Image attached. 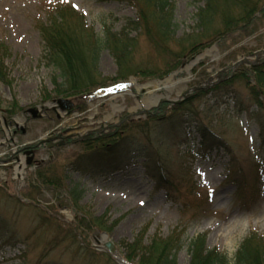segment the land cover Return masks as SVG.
<instances>
[{"label":"rangeland","instance_id":"1","mask_svg":"<svg viewBox=\"0 0 264 264\" xmlns=\"http://www.w3.org/2000/svg\"><path fill=\"white\" fill-rule=\"evenodd\" d=\"M62 1L0 0V59L6 77L0 81V264H139L143 250L154 239L173 240L179 246L176 264H189L190 242L201 235L206 236L208 250H216L228 264H234L245 238L254 232L264 237V188L262 197L248 203L237 200L238 186L231 183L239 178L237 169L251 182L253 165L264 163L260 136L264 110L247 100L243 85H235L232 97L218 103L206 96L195 104L209 116L206 123L224 142L229 154L219 149L202 155L199 137L189 129L184 137L170 144L154 146L145 158L132 160L126 169H92L82 174L67 166L65 159L77 153L73 142L90 133L105 134L109 126H117L124 117L144 120L162 103L168 104L170 110L197 87L220 82L227 75L224 70L231 69L237 61L251 63L245 67L264 64V15L257 14L251 27L236 29L217 44L212 40L229 28L226 24L241 19L242 8L233 3L218 5L201 31L196 16L205 3L175 0L173 36L158 48L153 34L150 37L131 24L137 17L128 3L68 0L83 14L86 26L93 28L98 38H104L109 30L121 35L122 44H130L126 67L131 73L127 79H120L116 61L108 50H103L97 60L95 83L102 87L121 84L93 99H77L73 102L75 107L83 103L84 112L68 113L53 100L60 98L57 91L61 94L69 86L62 69L45 56L35 29L37 21L47 23L43 6ZM194 43L202 49L191 55ZM200 55L203 57L186 72L192 58ZM180 62L183 63L165 76L168 67ZM147 71L157 76L141 73ZM166 80H170V89L155 91L148 101L160 99L146 107L142 103L148 95L146 86ZM113 105L121 111L113 113ZM29 109H38L41 117L32 119L26 113ZM58 134L73 144L59 147L61 140L50 141ZM41 141L45 143L35 153L23 154L25 147ZM187 145L191 154H184ZM49 162L52 179L64 177L67 191L76 188L82 193L77 205L62 206L55 193L34 190L31 182L38 181L35 168ZM20 166L24 168L23 181L21 173H15ZM160 181L166 182L162 185L167 190L159 187ZM168 193L173 194L172 201ZM62 194L65 195L61 192V197ZM199 204L207 211L201 210ZM46 208L59 212L61 218L51 215L52 218L44 212ZM74 214L85 217V222L91 220L97 227L79 237L78 232L64 225L75 221ZM46 216L53 222H46ZM106 243L114 246L113 255L104 248ZM134 244L141 247L135 253ZM128 257L130 262L126 261Z\"/></svg>","mask_w":264,"mask_h":264},{"label":"trees","instance_id":"2","mask_svg":"<svg viewBox=\"0 0 264 264\" xmlns=\"http://www.w3.org/2000/svg\"><path fill=\"white\" fill-rule=\"evenodd\" d=\"M109 1V0H101ZM128 3L136 10L137 22L133 25L142 28L145 34L155 39V45L161 48L168 41L172 29V21L175 10V0H118ZM204 2L203 9L197 13V23L199 30H203L215 15L218 5L223 3H233L232 5L241 7L243 16L239 21L228 23L229 28H224L212 41L217 44L222 43L224 38H227L236 29H244L251 27L256 15H264V0H196ZM47 23L41 21L36 22L35 28L40 34L43 42L45 56L52 61L58 69H62L65 76V81L69 89H64L61 94L57 91V97L69 98L77 102V99L84 97H92L95 92L100 89L110 88L116 83L102 87L95 83L98 75L96 74V65L99 55L103 50H108L112 57L116 60L120 72V79H127L131 73H127V56L130 51V44H122L120 41L121 35L111 33L107 30L104 38H98L91 28H87L84 23V18L75 12L68 4H62L54 8H45ZM183 43H187L186 41ZM199 44V42H197ZM0 46H2L0 44ZM202 49V46L194 43L190 50L191 55ZM1 51V47H0ZM180 62L176 65H171L167 68L168 72L165 76L177 69ZM228 71L225 75L224 73ZM242 71V72H238ZM145 76L155 77L153 72H141ZM221 77V81L212 85L208 89L197 87L191 95H187L186 99L180 103H175L170 110H167L168 104L162 103L158 110H153L144 120H133L124 117L121 123L117 126H109L107 133L94 132L83 138L82 141L73 143L77 146V153L72 157L66 158L67 166L74 168L80 173H87L92 169H111L127 165L135 154L138 158H145L146 154L154 146H164L170 144L173 140L182 138L186 135V131L193 129L200 139L199 147L203 152H213L214 150H227L224 142L218 137L206 123L208 120L207 114L203 112L195 104L205 98L211 96L213 102L218 103L223 101V98L233 95L234 86L243 85L248 94L247 100L258 109L264 110V64L258 66L245 67L244 65L237 66L236 72L232 69H225ZM236 73V74H234ZM234 74V76H232ZM140 75V74H139ZM222 75V76H223ZM143 76V75H140ZM228 76V77H227ZM6 77L3 72V63L0 59V81H5ZM254 85H251V82ZM97 82V81H96ZM119 84V83H117ZM205 86V85H203ZM56 97V96H55ZM232 97V96H231ZM237 99V98H236ZM75 109L78 112H83L85 107L83 103H78ZM22 113H25L22 109ZM240 111H244L241 109ZM11 118V117H9ZM264 129V128H263ZM261 146H264V130H261ZM71 141H66L65 145ZM71 143V144H73ZM38 145L28 147L27 150L38 149ZM60 147V146H59ZM189 149V148H188ZM26 150V149H24ZM23 150V151H24ZM188 153V151H187ZM50 163L42 165L35 169L37 182L34 184V190L41 192V189L55 193V198L58 203H70L77 205L81 199L82 193L76 188L67 191L64 177L52 179L48 174ZM232 165L234 164L231 162ZM51 170V169H50ZM255 177L248 185L241 174V179L236 182L238 186L237 192H245L248 190L247 197L241 194L239 197L245 201H254L261 196V188L264 185V165H256L254 171ZM168 181V180H167ZM159 183L161 189H166ZM244 184L248 187L245 188ZM33 187V185H32ZM61 192H64L61 197ZM171 193H174L170 190ZM169 199L172 200L173 194L168 193ZM61 198V199H60ZM16 199V198H15ZM26 207H31L30 204L24 203ZM201 210L203 204L198 205ZM36 208V207H34ZM49 216L58 215L59 212H53L45 209ZM42 211V212H43ZM50 211V212H48ZM207 211V210H206ZM53 213V214H52ZM205 213V212H203ZM207 214V213H205ZM75 215V221L64 224L70 231L78 232V236L82 238L83 232L93 230L98 224H93L92 221L82 215ZM52 217V216H51ZM53 218V217H52ZM50 217H45L46 222H53ZM56 224V222H54ZM81 229V230H80ZM80 231V232H79ZM76 234V233H75ZM74 235V234H72ZM75 236V235H74ZM132 251L138 252L137 244ZM190 262L189 264H228L224 255L219 254L216 250H208L205 245V236H198L190 242ZM179 246L171 239H154L150 246L142 252L139 264H176V252ZM130 257L126 261L130 262ZM234 264H264V238L256 233L251 234L244 239L240 244L234 258Z\"/></svg>","mask_w":264,"mask_h":264},{"label":"bare ground","instance_id":"3","mask_svg":"<svg viewBox=\"0 0 264 264\" xmlns=\"http://www.w3.org/2000/svg\"><path fill=\"white\" fill-rule=\"evenodd\" d=\"M203 57V55L197 56L196 58H194L186 67H185V71L188 72L189 70H191L192 67H194V65ZM115 60V59H114ZM116 61V60H115ZM170 83V80H166L165 82H159V83H152L146 86V89L148 91V95L146 96V98L142 101V103L146 106V107H150L151 105L155 104L160 97H156L155 100L150 103V95L154 94L155 91L160 90L161 88L164 89H170V87L168 86ZM69 99V98H68ZM60 100H64V99H60ZM149 100V101H148ZM113 109V113L115 112H119L121 111L120 108L116 105H113L112 107ZM23 166H20L17 171L15 173L20 174L23 171ZM21 175H23V173H21Z\"/></svg>","mask_w":264,"mask_h":264},{"label":"water","instance_id":"4","mask_svg":"<svg viewBox=\"0 0 264 264\" xmlns=\"http://www.w3.org/2000/svg\"><path fill=\"white\" fill-rule=\"evenodd\" d=\"M194 58H192L193 60ZM239 63H245V64H250L249 62L245 61V60H242V61H237L233 67H235L236 65H238ZM56 103L59 105V108L62 110V111H66V110H69L71 109L72 107V103L70 101H66V100H58L56 101ZM30 113H32L33 115V118H36L37 117V113H38V110H29ZM38 117H41V116H38ZM31 163V160L28 159V164L30 165ZM104 247L108 250L109 253L113 254L115 252V248L114 246L111 244V243H107L104 245Z\"/></svg>","mask_w":264,"mask_h":264},{"label":"flooded vegetation","instance_id":"5","mask_svg":"<svg viewBox=\"0 0 264 264\" xmlns=\"http://www.w3.org/2000/svg\"><path fill=\"white\" fill-rule=\"evenodd\" d=\"M62 138V136L59 137V139Z\"/></svg>","mask_w":264,"mask_h":264}]
</instances>
